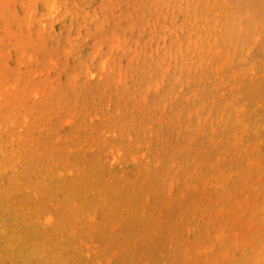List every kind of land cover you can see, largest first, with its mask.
Listing matches in <instances>:
<instances>
[{
  "label": "rangeland",
  "instance_id": "1",
  "mask_svg": "<svg viewBox=\"0 0 264 264\" xmlns=\"http://www.w3.org/2000/svg\"><path fill=\"white\" fill-rule=\"evenodd\" d=\"M0 264H264V0H0Z\"/></svg>",
  "mask_w": 264,
  "mask_h": 264
}]
</instances>
